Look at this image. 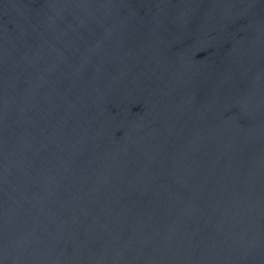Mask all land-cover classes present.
<instances>
[{"label": "water", "instance_id": "95a60500", "mask_svg": "<svg viewBox=\"0 0 264 264\" xmlns=\"http://www.w3.org/2000/svg\"><path fill=\"white\" fill-rule=\"evenodd\" d=\"M0 264H264V0H0Z\"/></svg>", "mask_w": 264, "mask_h": 264}]
</instances>
